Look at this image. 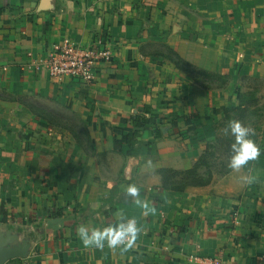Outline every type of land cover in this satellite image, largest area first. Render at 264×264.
Returning <instances> with one entry per match:
<instances>
[{
  "label": "crops",
  "instance_id": "1",
  "mask_svg": "<svg viewBox=\"0 0 264 264\" xmlns=\"http://www.w3.org/2000/svg\"><path fill=\"white\" fill-rule=\"evenodd\" d=\"M96 37L112 57L89 83L32 66L63 38ZM157 43L227 74V86L202 88L149 53ZM243 75L264 76V0H0V229L30 235L22 264H199L191 257L218 253L264 264V139L236 195L212 184L165 190L157 174L172 161L189 166L180 134L195 119L183 115L210 123L215 107L237 104ZM19 95L83 120L91 153ZM136 114L152 127L126 142ZM129 220L138 231L127 250L85 246L78 232Z\"/></svg>",
  "mask_w": 264,
  "mask_h": 264
},
{
  "label": "trees",
  "instance_id": "2",
  "mask_svg": "<svg viewBox=\"0 0 264 264\" xmlns=\"http://www.w3.org/2000/svg\"><path fill=\"white\" fill-rule=\"evenodd\" d=\"M149 46L155 47V50L149 53L165 57L177 69L188 75L193 81L200 83L204 88H210L212 82L215 83L217 88H222L227 83V74H220L200 68L183 59L175 50L166 44L157 43L149 44ZM241 78L242 80L248 81V84L244 86L245 91L239 95L238 102L235 106L224 109V116L226 120H238L242 125L252 129V134L247 138L257 147L259 139H264V104L260 103L261 96L259 95V92H262L264 89V77L242 76ZM12 99L25 105L38 119H42L50 125L67 129L77 141L84 140L83 131L86 133V137L89 138L87 125L74 114L63 113L56 108L37 102L29 96L19 95ZM64 108L67 107L64 106ZM243 122H247V124ZM132 123L135 129L131 135H126V142H130L131 139H136L140 135V130H146L152 127L150 118L140 114L132 117ZM158 132L159 130L156 128L155 136ZM219 140L215 138L209 145V148L207 146L194 163L187 168H158L157 174L159 175L161 188L175 192H183L190 187H204L211 183L215 168H220L221 172H228V168L221 158L229 157L231 160V157L235 154L232 148V145L235 143V138L232 135V138L229 139L230 142L226 144V154L224 155L217 153L216 145ZM253 162L254 159H251L243 166L249 168ZM6 264H22V260L15 258L9 260Z\"/></svg>",
  "mask_w": 264,
  "mask_h": 264
},
{
  "label": "rangeland",
  "instance_id": "3",
  "mask_svg": "<svg viewBox=\"0 0 264 264\" xmlns=\"http://www.w3.org/2000/svg\"><path fill=\"white\" fill-rule=\"evenodd\" d=\"M243 76H245V75H243ZM241 77L242 76H240L239 80H238L239 84H240L238 87V90L236 89V91H235L236 93L233 94V95H235L234 97L237 98V102H238L239 95H241L245 91L244 86L248 84V81L242 80ZM249 77H264V76H249ZM228 82H229V77L227 78V83L222 88L227 86ZM195 83H197V82H195ZM197 84L199 86H201L200 83H197ZM211 84L212 85L210 86L209 89L217 88L215 86L214 82H212ZM202 88H204V87H202ZM204 89H208V88H204ZM259 95L261 96L260 103L264 104V89L262 90V92H259ZM229 98L231 100V97H229ZM46 103H48L51 106L56 107V105L53 103H51V104L49 102H46ZM232 106H235V105H231V104L227 105L226 104V105H223V107H221L220 105L218 107H215L214 108L215 111L213 112V117H212L213 121H211L210 123L209 122L202 123L200 121L202 119H200V117L196 113H192V115H194V116L196 115V118H194L191 115H183L182 119L184 121L189 119L188 116H190V118L195 119L194 120L195 126L193 128H189L190 132H186V130H184V127H183V131H185L186 136H183L182 134H180V136H181L180 141L183 142L182 145L184 144L186 146V149H187V153H186V155H184V159L187 160L186 164H189V166L191 164H193L194 161L207 148V146L209 148V145L215 140V138L220 139L218 144L216 145L217 153L222 154V155L226 154V151H225L226 144L230 142L229 139L232 138V135H231L230 131L226 130L229 120H226V118L224 116L225 115L224 109L228 108V107H232ZM56 108H59V107H56ZM59 109L62 110L61 108H59ZM207 112L211 113V110L210 111L207 110ZM173 120H175V119H173ZM243 123L247 124V122H243ZM187 130H188V128H187ZM83 134H84L83 138L86 139L83 142V144H84L83 148L87 152L91 153L92 146H91L90 142L88 141L89 138L86 137V133L84 131H83ZM262 140H263L262 138L259 139V143L257 146L258 149H260V146L263 142ZM263 145L264 144H262V146ZM191 157H192V159H191ZM221 160L226 164V166L228 168V172H221L220 168H215L214 172H213V178H212V181L210 184L218 187L219 190H222V192L224 194L236 195L238 193V191H241L243 189V187L245 185V181H246L247 176H248V170L250 167L245 168L244 166H242L240 169L237 170V169H233L229 166V164H230V158L229 157H222ZM189 162H191V163H189ZM169 164H171L170 168H176V169H183V168L189 167V166L182 167V163H177V162L174 163V161L168 163V165ZM167 167H169V166H167Z\"/></svg>",
  "mask_w": 264,
  "mask_h": 264
},
{
  "label": "built area",
  "instance_id": "4",
  "mask_svg": "<svg viewBox=\"0 0 264 264\" xmlns=\"http://www.w3.org/2000/svg\"><path fill=\"white\" fill-rule=\"evenodd\" d=\"M111 57V51L102 37H96L87 46L79 45L69 38H63L51 44L46 55L35 59L32 66L46 70L51 77H76L89 83L94 79L96 65L103 61L108 62ZM191 258L197 260L199 264H226L222 253Z\"/></svg>",
  "mask_w": 264,
  "mask_h": 264
},
{
  "label": "clouds",
  "instance_id": "5",
  "mask_svg": "<svg viewBox=\"0 0 264 264\" xmlns=\"http://www.w3.org/2000/svg\"><path fill=\"white\" fill-rule=\"evenodd\" d=\"M226 130L230 131L235 138V143L232 145L235 154L231 157L229 166L238 170L247 161L255 159L259 155V149L247 138L252 134V129L242 125L240 121H229ZM128 192L136 195L137 190L134 187H130ZM137 231L138 229L133 220L121 223L115 229L109 227L103 231L93 230L91 235L83 227L78 230L85 246L94 245L97 248H103L104 241L107 240L109 248L125 245L124 250H127V247L132 245Z\"/></svg>",
  "mask_w": 264,
  "mask_h": 264
},
{
  "label": "water",
  "instance_id": "6",
  "mask_svg": "<svg viewBox=\"0 0 264 264\" xmlns=\"http://www.w3.org/2000/svg\"><path fill=\"white\" fill-rule=\"evenodd\" d=\"M30 248V235L21 237L19 232L10 229H0V264L15 258H26Z\"/></svg>",
  "mask_w": 264,
  "mask_h": 264
}]
</instances>
